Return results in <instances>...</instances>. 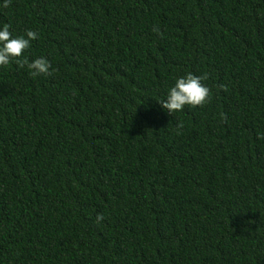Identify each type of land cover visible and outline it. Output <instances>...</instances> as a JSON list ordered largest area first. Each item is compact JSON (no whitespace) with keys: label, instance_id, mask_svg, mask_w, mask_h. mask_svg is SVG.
I'll return each instance as SVG.
<instances>
[{"label":"trees","instance_id":"1","mask_svg":"<svg viewBox=\"0 0 264 264\" xmlns=\"http://www.w3.org/2000/svg\"><path fill=\"white\" fill-rule=\"evenodd\" d=\"M2 4L0 264H264V0Z\"/></svg>","mask_w":264,"mask_h":264},{"label":"clouds","instance_id":"2","mask_svg":"<svg viewBox=\"0 0 264 264\" xmlns=\"http://www.w3.org/2000/svg\"><path fill=\"white\" fill-rule=\"evenodd\" d=\"M10 3L11 0H3L2 6L7 8ZM153 31L158 35H163L158 26L154 27ZM37 38L38 33L33 30H27L26 37L25 35L13 37L10 31V25L5 23L0 28V66H6L16 58V64L21 68L27 65L33 77L41 74L49 75L51 64L46 58H36L30 63L27 59H18L31 46L30 42ZM207 79L208 75L206 73L198 76L191 72L177 78L174 86L170 88L166 99L159 101L161 107L167 110L169 114H173L182 111L185 105L197 107L208 103L211 99V91L202 83V81ZM219 87L225 91L227 90L226 85H220ZM224 119H227L226 116ZM176 127L177 134H180L179 130L183 128V122H179ZM259 138L264 139V135H261ZM103 218V214H98L97 222L99 223Z\"/></svg>","mask_w":264,"mask_h":264}]
</instances>
